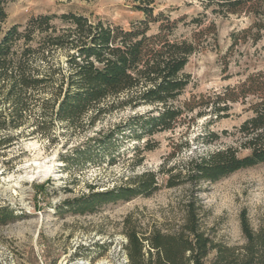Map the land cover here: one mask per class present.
Masks as SVG:
<instances>
[{"label": "trees", "instance_id": "obj_1", "mask_svg": "<svg viewBox=\"0 0 264 264\" xmlns=\"http://www.w3.org/2000/svg\"><path fill=\"white\" fill-rule=\"evenodd\" d=\"M132 1L143 18L128 28L68 11L32 15L24 24L15 23L4 30L8 13L6 0H0V150L34 138L51 144L64 139L66 147L69 137L90 133L109 114L147 108L106 131L94 132L60 158L69 168L103 162L113 165L116 154L122 153L119 140L139 143L147 138L145 147H138L135 169L143 162L142 151L154 148L149 141L154 134L174 131L181 124L206 116L226 117L231 103L254 96L259 101L249 106L253 116L241 126V132L251 140L231 148L230 168L224 155L212 153L190 158L185 170L175 174L177 167L166 169L163 165L160 172L143 171L106 190L91 187L88 194L66 203L73 214H92L103 205L150 197L162 187L159 173L169 175L165 186L173 188L215 182L228 175L229 169L234 173L240 167L264 164L261 75H251L214 98L192 94L180 100L192 82L185 71L191 56L204 49L209 40L218 41L217 26L207 19V12L253 17L250 26L232 33V49L264 37V0H198L204 11L190 21L194 27L190 36H177L185 17L156 12L155 0ZM154 25L157 30L152 32ZM207 136L210 140L206 143L218 138L210 131ZM248 147L250 157L239 162L237 156ZM196 193L191 192L182 222L175 228L156 224L145 227L133 220V214L125 217L127 264H264V234L248 232L244 258L233 256L227 248H217L203 227L205 210ZM18 218L10 207L0 206V226Z\"/></svg>", "mask_w": 264, "mask_h": 264}, {"label": "rangeland", "instance_id": "obj_2", "mask_svg": "<svg viewBox=\"0 0 264 264\" xmlns=\"http://www.w3.org/2000/svg\"><path fill=\"white\" fill-rule=\"evenodd\" d=\"M155 8L156 12L164 11L172 18L185 17L177 36H190L194 28L190 21L204 11L198 0H155ZM6 10L4 30L41 13L73 11L125 28L143 18L132 0H6ZM207 19L215 22L218 41L209 40L204 49L191 56L185 71L191 75L192 82L181 101L192 94L214 98L251 75H261L264 79V37L231 49L232 33L250 26L253 17L223 16L208 11ZM156 30L157 25L152 26V32ZM256 101L259 100L250 96L231 103L226 117L206 116L181 124L174 131L154 134L149 138L154 148L142 151L143 162L135 169L132 168L138 159V147L143 149L147 138L139 143L119 140L122 153L116 154L113 165L103 162L98 166L69 168L60 158L94 132L106 131L147 108L109 114L90 133L69 137L66 147L64 139L51 144L34 138L0 150V206L10 207L19 216L16 221L0 226V264H127L125 217L133 214V220L145 227L156 224L175 228L182 222L184 205L191 192H197L204 206L203 227L217 248H227L233 256L240 254L244 258L248 252V232L255 236L264 234V164L240 167L234 173L229 169L228 175L215 182L201 181L196 186L185 183L173 188L165 186L169 175L159 173L162 187L152 196L103 205L92 214H73L66 203L88 194L91 187L95 191L106 190L143 171L160 172L163 165L166 169L177 167L175 174L185 170L190 158L195 156L224 155L230 168L231 148L251 140L241 132V126L253 116L249 106ZM208 131L215 132L218 138L206 143L210 140ZM173 152H176L174 157ZM251 153L248 147L237 156L239 162ZM262 251L264 257V246Z\"/></svg>", "mask_w": 264, "mask_h": 264}]
</instances>
